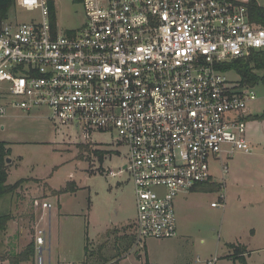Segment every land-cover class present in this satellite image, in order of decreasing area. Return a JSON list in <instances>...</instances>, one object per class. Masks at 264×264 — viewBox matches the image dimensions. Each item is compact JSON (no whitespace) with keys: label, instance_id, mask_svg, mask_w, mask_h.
<instances>
[{"label":"built area","instance_id":"2783aa9c","mask_svg":"<svg viewBox=\"0 0 264 264\" xmlns=\"http://www.w3.org/2000/svg\"><path fill=\"white\" fill-rule=\"evenodd\" d=\"M56 1L17 0L41 20L0 26V118L47 107L86 141L117 133L129 155L110 173L127 170L135 183L139 247L177 236V196L213 179L212 163L251 151L257 94L219 66L264 50V24L248 0H75L85 22L64 32ZM34 241L45 264L44 229Z\"/></svg>","mask_w":264,"mask_h":264},{"label":"rangeland","instance_id":"374dc122","mask_svg":"<svg viewBox=\"0 0 264 264\" xmlns=\"http://www.w3.org/2000/svg\"><path fill=\"white\" fill-rule=\"evenodd\" d=\"M256 1L264 7V0ZM55 9L62 31L82 29L86 19L82 2L58 0ZM41 17L39 10L14 5L5 22ZM227 76L241 79L236 71ZM253 88L257 100L250 103L246 116L251 151H239L222 165L211 164L210 181L220 185L217 189L207 190L202 183L177 196V236L147 239V249L139 250L141 257L131 251L116 262V256L128 251L126 244L124 248L117 244V237L132 231L128 224L138 215L129 171L110 173L125 166L128 147L111 131H96L86 141L75 124L57 123L50 108H11L0 118V140L11 148L8 183L26 181L0 199V212L13 216L3 238L5 251L21 252L37 230L44 229L45 264H264V83ZM72 183L75 191L55 194ZM45 202L52 208H44ZM214 202L222 204L212 206ZM124 225L128 226L120 227ZM102 245L104 260L98 251ZM38 254L36 246L35 261L23 264H37Z\"/></svg>","mask_w":264,"mask_h":264},{"label":"trees","instance_id":"16d2710c","mask_svg":"<svg viewBox=\"0 0 264 264\" xmlns=\"http://www.w3.org/2000/svg\"><path fill=\"white\" fill-rule=\"evenodd\" d=\"M14 5H17V0H0V26L3 24V22L9 19V10ZM248 6L251 12L252 20L264 24V7L259 5L256 0H250ZM52 20L54 23L56 22L55 12H53ZM219 67L221 70H224L226 72H238L241 76L240 80L243 84L254 87L258 83H264V50L255 52L247 59H237L231 62L222 63ZM86 146L90 148L89 145ZM83 147L85 148V146ZM10 155L11 148L9 147L8 143L0 140V199L7 194L16 192L18 187H20L23 182L26 181V179H20L14 184L8 183L10 164L7 162V158L10 157ZM202 183L207 185V190L211 191L217 189L220 186L217 182L213 181ZM76 189L77 185H74L72 183L61 190H56L55 194L59 195L69 190L75 191ZM12 219L13 216L10 212H0V264H4V262H7L8 264H23L26 262L35 261L34 259L36 257V245L34 240L31 241L21 252L5 251L3 238L4 234L8 230L9 222ZM86 251L87 257H89V254L91 252L89 249V244L86 245ZM98 251L100 257L104 260V253H102L103 245L100 246ZM146 264L154 263L147 261Z\"/></svg>","mask_w":264,"mask_h":264},{"label":"crops","instance_id":"0c3cea01","mask_svg":"<svg viewBox=\"0 0 264 264\" xmlns=\"http://www.w3.org/2000/svg\"><path fill=\"white\" fill-rule=\"evenodd\" d=\"M129 226L133 227L132 231L130 230H124L121 233V237L120 235H118L119 237H117V244H119V246H121L122 248H124L123 246L126 244V247L128 249L127 252H123V255H120L118 258L116 256V260H114V262H116L117 260H121L123 258H126L128 256V254L131 253V251H136L138 253V256H142V254L140 253L141 248L139 247L138 243H137V226H136V221L134 220V222L128 224ZM128 225H124V226H120V227H126ZM123 245V246H122ZM145 249H147V242L145 243ZM122 252V251H121ZM104 257V256H103ZM152 263V262H151Z\"/></svg>","mask_w":264,"mask_h":264},{"label":"water","instance_id":"95a60500","mask_svg":"<svg viewBox=\"0 0 264 264\" xmlns=\"http://www.w3.org/2000/svg\"><path fill=\"white\" fill-rule=\"evenodd\" d=\"M12 159L10 157L7 158V162L10 163Z\"/></svg>","mask_w":264,"mask_h":264}]
</instances>
